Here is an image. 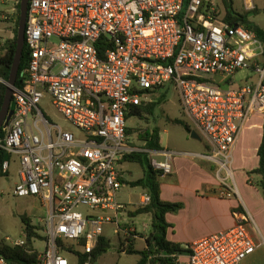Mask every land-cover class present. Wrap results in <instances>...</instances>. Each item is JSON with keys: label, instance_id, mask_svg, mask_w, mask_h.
Returning <instances> with one entry per match:
<instances>
[{"label": "built area", "instance_id": "2783aa9c", "mask_svg": "<svg viewBox=\"0 0 264 264\" xmlns=\"http://www.w3.org/2000/svg\"><path fill=\"white\" fill-rule=\"evenodd\" d=\"M24 44L23 87L13 90L0 149L18 158L13 196L35 199L45 213L37 264H96L106 226L123 234L122 251L131 244L127 204L117 199L123 157L144 151L167 176L174 154L128 146L125 117L166 86L206 141V152L193 157L214 167L222 198L235 196V144L251 115L264 116V46L252 32L223 22L205 0H29ZM45 96L81 138L51 123L39 107ZM8 168L6 160L1 173ZM149 202L143 193L140 205ZM233 215V227L186 248L187 264H240L255 252L251 217L242 209ZM0 264H7L1 254Z\"/></svg>", "mask_w": 264, "mask_h": 264}, {"label": "rangeland", "instance_id": "374dc122", "mask_svg": "<svg viewBox=\"0 0 264 264\" xmlns=\"http://www.w3.org/2000/svg\"><path fill=\"white\" fill-rule=\"evenodd\" d=\"M19 2L20 0H0V54L2 53L1 47L7 41L12 40L14 36L16 5ZM205 2L214 5L217 16H224L221 0H205ZM232 3L235 11L238 13H246L243 9V0H232ZM253 3L252 7L254 5V8H252L248 18L264 30V0H253ZM244 74L246 73L236 75V80H239ZM150 98L151 103L155 104L151 115L143 113L141 118L130 117L126 121L127 128L132 130L131 134L127 136L128 146L138 150H145V143L140 140L139 135L144 134L145 130L157 128L163 150L183 152L205 151L206 141L197 131L193 123L183 115L179 105L178 93L175 90L166 86ZM143 104L145 105V103ZM143 104L142 106H144ZM39 107L50 119L51 123L61 130L72 133L75 138H81L83 136L80 131L72 127L54 110L50 97L45 96ZM31 120L32 118L29 116L28 123L30 125L32 123ZM38 126L40 129L42 128L40 124ZM185 126L188 127L190 133L185 130ZM33 132L35 134L37 133L35 130ZM192 132L196 133L198 138L191 137ZM250 145V143L248 145L245 141L246 153L240 155V163L245 157H249L246 163H251V153H248L251 151ZM148 157L155 158L152 155H148ZM156 159L160 160L159 158ZM8 160L9 168L7 174L0 177V248L4 246L8 247L4 244L5 237H9L13 241L21 240L25 242V226L20 219V216H25L28 223L38 229L40 238L33 241L32 251L40 253L44 249V233L41 229V220L45 215L44 210L40 207L38 201L33 198H17L13 196L12 190L19 182V165L16 156L12 155L8 157ZM121 167L126 175L124 176V185L118 192L117 199L118 202L127 204L126 212L128 213L141 207L139 200L144 190L139 187H131L129 183L140 179L142 177V170L136 164L125 162L122 163ZM159 182L162 185L165 183L161 178H159ZM252 182L254 183L256 181ZM163 194L166 193L163 192ZM79 211L83 212L84 209L80 208ZM123 219L129 223V228L135 230V237L131 239V249L134 251L144 250L146 248V239L150 233L151 215L148 213L136 217H129L127 214V218L124 216ZM111 230V226L105 227V235L109 241V248L105 253L97 257L96 264H136L140 256L136 253H127L128 248L125 249L126 252L122 251V244H124L123 234L113 235ZM256 233L258 234V232ZM262 234L264 237V230ZM259 239L263 242L261 237ZM260 241H257V243H260Z\"/></svg>", "mask_w": 264, "mask_h": 264}, {"label": "crops", "instance_id": "0c3cea01", "mask_svg": "<svg viewBox=\"0 0 264 264\" xmlns=\"http://www.w3.org/2000/svg\"><path fill=\"white\" fill-rule=\"evenodd\" d=\"M252 8L254 5L250 7L243 1V9L246 13H250ZM263 123L264 116L251 115L240 131L232 154L236 194L231 198L220 196L221 184L214 167L193 157V155L205 153L206 147L205 151L196 152L168 151L174 154L171 161L172 170L169 175L160 177L165 181L163 185L160 184V199L183 205L177 213L165 215V221L169 225L166 231L168 241L186 249L203 237L233 227L235 224L233 213L242 209L253 221L255 229L248 226L253 239L257 242L261 237L263 242L260 241L255 252L240 264H264L262 234L264 230V192L248 183V181H264V178L247 174L258 166L257 150L261 143ZM194 134L195 138H198L197 134ZM245 141L248 145L251 144V151L248 152L251 153L249 164L246 163L249 157L243 158L240 163V155L246 153ZM159 144L161 152L167 151L163 150L160 138ZM177 258L179 264H187L188 251L177 255Z\"/></svg>", "mask_w": 264, "mask_h": 264}, {"label": "trees", "instance_id": "16d2710c", "mask_svg": "<svg viewBox=\"0 0 264 264\" xmlns=\"http://www.w3.org/2000/svg\"><path fill=\"white\" fill-rule=\"evenodd\" d=\"M189 0H184V5L186 6ZM224 16L222 17L223 22L230 25H242L245 29L252 32L263 44L264 46V30L259 26L254 24L248 19L249 13H238L233 9L232 0H221ZM19 18V3L16 5V16H15V28L14 36L12 40L7 41L3 47H1L0 54V78L3 83L0 84V108L3 101L5 84L8 80V75L10 67L13 61L14 52L16 49V32ZM29 57L26 45L23 46L22 57L20 61V67L18 71L17 81L15 83V88L21 90L23 87L24 76L22 73L27 67ZM144 105V104H143ZM154 103H145L144 106L140 105L131 108L126 115V121L130 117L141 118L143 113L149 115L152 114L154 108ZM185 130L190 133L188 127L185 126ZM131 129H125L126 135H130ZM0 136L3 137V131L0 129ZM140 140L143 141L144 149L150 151H160L161 147L159 144V131L157 128L151 130H145L144 134L139 135ZM258 156V166L254 170L248 172V176H261L264 178V123H263V133L261 138V143L257 150ZM9 155H7L3 150L0 149V177L2 163L8 160ZM136 164L142 170V177L135 181L129 183L131 187H139L144 190L150 197V202L147 205H143L136 209L135 211L128 212L129 217H136L142 214L151 215L150 223V233L146 239V248L142 251L132 250V244L128 246L127 253H136L140 256L136 264H173L172 257L183 254L188 251V249H183L179 245L172 243L166 239V231L169 225L165 221V215L168 213H177L182 209L183 205L181 203H170L165 202L160 199V182L159 178L161 174L153 170L150 165L149 157L144 152H131L123 157L122 163ZM249 184L254 185L264 192V181H259L258 183H253L248 181ZM21 222L24 224L25 242L22 247H2L0 248V254L5 258L7 264H37V252L33 250V241L40 238L38 234V229L31 226L25 216H20ZM109 248V241L102 237L98 243L97 248L94 250L92 256L93 260L96 261L97 257L105 253ZM126 252V250H124ZM165 253L167 257H161V254Z\"/></svg>", "mask_w": 264, "mask_h": 264}, {"label": "water", "instance_id": "95a60500", "mask_svg": "<svg viewBox=\"0 0 264 264\" xmlns=\"http://www.w3.org/2000/svg\"><path fill=\"white\" fill-rule=\"evenodd\" d=\"M28 2L29 0H20L19 2V18L16 32V49L10 67L8 80L5 84L3 101L0 108V129L5 128L8 125L14 111V106L11 101L13 90L15 89V83L18 77V71L24 46V32L26 27ZM191 137L195 138L196 136L194 133H191Z\"/></svg>", "mask_w": 264, "mask_h": 264}]
</instances>
